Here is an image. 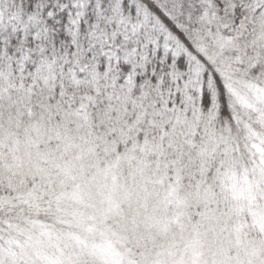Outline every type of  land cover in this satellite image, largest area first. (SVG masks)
Returning <instances> with one entry per match:
<instances>
[{
    "label": "snow or ice",
    "instance_id": "obj_1",
    "mask_svg": "<svg viewBox=\"0 0 264 264\" xmlns=\"http://www.w3.org/2000/svg\"><path fill=\"white\" fill-rule=\"evenodd\" d=\"M0 264H264V0H0Z\"/></svg>",
    "mask_w": 264,
    "mask_h": 264
}]
</instances>
